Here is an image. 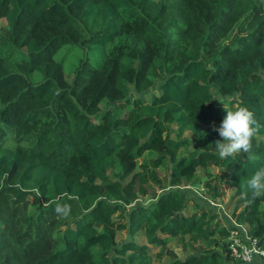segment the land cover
I'll return each instance as SVG.
<instances>
[{"label": "trees", "instance_id": "trees-1", "mask_svg": "<svg viewBox=\"0 0 264 264\" xmlns=\"http://www.w3.org/2000/svg\"><path fill=\"white\" fill-rule=\"evenodd\" d=\"M1 19L0 264H154L147 245L117 244L123 229L161 249L185 237L211 246L168 250L166 264H243L217 212L195 202L185 214L187 194L164 189L166 166L172 186L199 167L224 171L232 219L264 248V197L241 186L264 165L262 0H0ZM63 48L81 52L77 65L65 67ZM240 106L261 125L255 163L215 147L213 125ZM173 124L190 138H171Z\"/></svg>", "mask_w": 264, "mask_h": 264}, {"label": "rangeland", "instance_id": "rangeland-1", "mask_svg": "<svg viewBox=\"0 0 264 264\" xmlns=\"http://www.w3.org/2000/svg\"><path fill=\"white\" fill-rule=\"evenodd\" d=\"M264 2V0H262ZM6 28V22L4 19L0 20V30ZM58 58L65 57V67H69L70 65H77L78 60L81 58V52H75V50H67V48L61 49L58 54ZM76 58V60L74 58ZM68 79H71L73 77V73L70 72V74L67 76ZM41 79V76L39 74H34L31 78L32 82H37ZM154 92V91H153ZM147 97V96H146ZM228 104H225L227 106ZM169 135L171 138L175 140L187 138L189 139L191 136V132L185 129H180L178 126L173 124L171 126V130L169 132ZM260 140H264V136H258ZM191 146H186L180 149L177 156L181 157L183 155L188 154L190 152ZM241 155L246 156V154L241 153ZM156 154L151 151L145 152L141 159L143 158H154ZM157 173L160 180L166 179V181L163 182V186L165 190H169L172 188L180 189L183 192H185L188 196V206L186 207L185 214H192L194 212L193 206L195 202L201 204L205 207H210L218 214V219L221 221V224L233 228V219L231 217L232 211L235 206L236 199L231 197L230 189L226 186L221 184L219 181V177L222 173H225L224 171H221L220 169L216 167H209L207 170L199 167L195 173V182L190 181H184L181 185H169V173H170V166L166 167H159L157 169ZM205 183H209L212 187H215L218 192L219 196L216 198L212 196V193L208 188L205 187ZM161 190H158V193L160 194ZM154 198L148 196L141 197L138 199L139 203H142V205H148L151 202H153ZM213 201L217 203L215 206L210 205L209 202ZM30 202L31 206L35 207L37 206V201L30 196ZM134 205V204H133ZM131 208L129 206L126 207V211ZM126 211L123 215L126 214ZM200 211V210H198ZM117 221L124 222L125 217L121 216L120 213H116L114 216ZM130 240H134L139 245H147L149 247V252L153 257L154 264H166L167 262L171 261L170 256L167 254L168 250H171L176 253V255L179 258H185L187 255L191 253H197L199 251L208 250L211 248V246H207L205 241H198V242H192L187 237H185L184 244H180L178 241H170L164 249H161L159 247H152L149 245L146 241V238L142 232H138L134 235L130 234L127 229H123L117 233V244H123L124 242H128ZM217 246H214L215 249L223 251V246L220 244H216ZM184 246V247H183ZM160 254V256H159ZM238 260H236L237 262Z\"/></svg>", "mask_w": 264, "mask_h": 264}, {"label": "clouds", "instance_id": "clouds-1", "mask_svg": "<svg viewBox=\"0 0 264 264\" xmlns=\"http://www.w3.org/2000/svg\"><path fill=\"white\" fill-rule=\"evenodd\" d=\"M223 104V97L214 98ZM218 126L213 130L219 134L220 140L215 141V147L221 159L235 158L237 154H246L250 162H257L260 157L253 152L252 140L259 134L261 125L254 114L246 107L240 106L235 110H226ZM245 195L250 191L251 198L264 197V165L258 167L254 173L242 181Z\"/></svg>", "mask_w": 264, "mask_h": 264}, {"label": "built area", "instance_id": "built-area-1", "mask_svg": "<svg viewBox=\"0 0 264 264\" xmlns=\"http://www.w3.org/2000/svg\"><path fill=\"white\" fill-rule=\"evenodd\" d=\"M210 204L215 206L217 203L210 201ZM233 225L226 239L230 256L243 264H250L255 256L264 257V248L249 234L247 226L234 220Z\"/></svg>", "mask_w": 264, "mask_h": 264}, {"label": "crops", "instance_id": "crops-1", "mask_svg": "<svg viewBox=\"0 0 264 264\" xmlns=\"http://www.w3.org/2000/svg\"><path fill=\"white\" fill-rule=\"evenodd\" d=\"M250 264H264V257L255 256Z\"/></svg>", "mask_w": 264, "mask_h": 264}]
</instances>
